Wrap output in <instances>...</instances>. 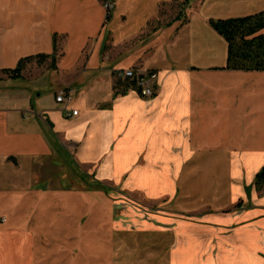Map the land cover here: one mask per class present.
I'll return each mask as SVG.
<instances>
[{
    "label": "crops",
    "instance_id": "crops-1",
    "mask_svg": "<svg viewBox=\"0 0 264 264\" xmlns=\"http://www.w3.org/2000/svg\"><path fill=\"white\" fill-rule=\"evenodd\" d=\"M174 1L0 0V264H264V70L225 68L208 23L264 0L153 24ZM128 68L158 73L154 96L114 95Z\"/></svg>",
    "mask_w": 264,
    "mask_h": 264
},
{
    "label": "trees",
    "instance_id": "trees-1",
    "mask_svg": "<svg viewBox=\"0 0 264 264\" xmlns=\"http://www.w3.org/2000/svg\"><path fill=\"white\" fill-rule=\"evenodd\" d=\"M177 1L175 0L174 2ZM189 1L183 0V5L173 20L180 19V13L185 10ZM183 19L186 20L185 15ZM208 23L226 41L227 56L225 68L264 70V10L242 17L209 19ZM55 37L56 35L53 36L54 49ZM36 58L38 62H42L47 58V55H38ZM31 59L32 57L20 59L13 69H5L3 72L12 78L19 77L25 64ZM130 88H133L130 81H118L113 87L114 95L124 94ZM254 185L259 192H264V165L256 174Z\"/></svg>",
    "mask_w": 264,
    "mask_h": 264
},
{
    "label": "built area",
    "instance_id": "built-area-1",
    "mask_svg": "<svg viewBox=\"0 0 264 264\" xmlns=\"http://www.w3.org/2000/svg\"><path fill=\"white\" fill-rule=\"evenodd\" d=\"M113 0H104L103 7L109 11L112 7ZM115 75L124 81H130L133 86V90L140 96L150 98L156 93V85L158 73L152 70H146L142 68H128L115 71ZM69 99V94L60 89L55 100L57 102H63ZM77 111L72 110L68 115H76Z\"/></svg>",
    "mask_w": 264,
    "mask_h": 264
},
{
    "label": "rangeland",
    "instance_id": "rangeland-1",
    "mask_svg": "<svg viewBox=\"0 0 264 264\" xmlns=\"http://www.w3.org/2000/svg\"><path fill=\"white\" fill-rule=\"evenodd\" d=\"M190 2V1H189ZM183 5V0H178L177 2H172V3H168L163 5L159 12H158V16L155 20H153V24L155 23H166L167 21L173 20L175 18V16L177 15V13H179V9L180 7ZM186 6V5H185ZM186 8L183 12H181V17L179 20H184L183 16H186ZM66 160L67 157H65ZM69 161V160H68ZM66 168L67 165L65 164ZM57 170V169H56ZM56 173V177L58 175V170L55 171ZM67 176L69 177L70 180V188L73 189H80V190H89L90 187H88L87 185H84V183L82 182L84 177L82 176L81 170L79 167H77L74 164H71V171L69 173V175L67 174ZM64 182H67V179L64 180ZM147 204V207L146 206ZM129 206L131 207L132 210L139 212V211H148L151 210L152 207H155L154 205H150L148 206V203H142L140 202L139 199H135L134 202L130 201Z\"/></svg>",
    "mask_w": 264,
    "mask_h": 264
}]
</instances>
